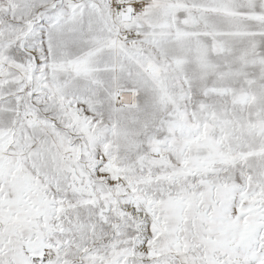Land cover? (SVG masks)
<instances>
[{
  "label": "snow or ice",
  "instance_id": "6c2138e0",
  "mask_svg": "<svg viewBox=\"0 0 264 264\" xmlns=\"http://www.w3.org/2000/svg\"><path fill=\"white\" fill-rule=\"evenodd\" d=\"M0 264H264V0H0Z\"/></svg>",
  "mask_w": 264,
  "mask_h": 264
}]
</instances>
